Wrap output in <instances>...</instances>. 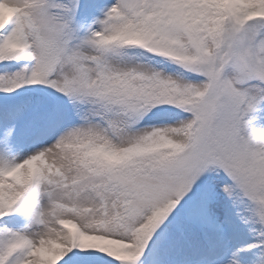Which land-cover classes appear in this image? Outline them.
<instances>
[{"label":"snow or ice","instance_id":"obj_1","mask_svg":"<svg viewBox=\"0 0 264 264\" xmlns=\"http://www.w3.org/2000/svg\"><path fill=\"white\" fill-rule=\"evenodd\" d=\"M0 264H264V0H0Z\"/></svg>","mask_w":264,"mask_h":264}]
</instances>
